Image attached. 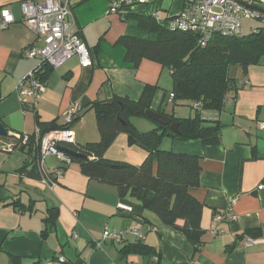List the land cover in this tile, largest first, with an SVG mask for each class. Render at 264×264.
Instances as JSON below:
<instances>
[{
	"label": "crops",
	"instance_id": "crops-1",
	"mask_svg": "<svg viewBox=\"0 0 264 264\" xmlns=\"http://www.w3.org/2000/svg\"><path fill=\"white\" fill-rule=\"evenodd\" d=\"M22 1L0 0L16 19L0 33V123L9 133L34 135L39 123L60 128L67 111L78 106L70 125L76 143L98 142L101 136L92 105L114 97L137 101L151 86L157 87L151 109L169 114L168 105H174L168 96L173 89L171 72L148 60L138 67L126 62V50L118 40L148 38H141L145 36L126 16L109 13L110 0H82L73 6L72 32L90 50L92 65L83 67L75 56L52 69L44 81L46 91L25 109L16 88L41 61L23 53L42 46L43 40L24 23ZM179 3L172 15L181 11L183 1ZM135 10L145 13L143 7L126 12L143 15ZM258 27L253 20L243 19L245 35ZM232 75L238 92L228 95L222 112L211 115L222 125L218 144L166 137L160 145L162 150L201 157L200 185L190 190L203 205L199 247L182 231L162 224L136 199L121 197L115 186L83 175L76 162L53 190L23 175L20 170L33 158L29 148L20 144L21 149H0V264H264V132L258 126L264 121V59L249 66L246 74L235 67ZM147 156L142 147L129 144L127 134L120 133L104 157L140 166ZM58 167L56 157H47L49 172ZM120 204L132 211L119 210ZM55 208L57 224L43 237L48 210ZM217 214H234L237 219L215 222ZM214 229L219 233L214 234ZM122 231L128 232L122 243L105 239L106 233ZM246 237L258 242L247 245ZM138 243L156 254L121 253Z\"/></svg>",
	"mask_w": 264,
	"mask_h": 264
},
{
	"label": "trees",
	"instance_id": "trees-1",
	"mask_svg": "<svg viewBox=\"0 0 264 264\" xmlns=\"http://www.w3.org/2000/svg\"><path fill=\"white\" fill-rule=\"evenodd\" d=\"M129 15L131 14L126 17ZM135 16L139 19L140 26L157 32L158 36L155 39L121 37L118 44L126 50V62L138 67L142 61L148 60L169 70L173 89L168 96H174L171 100L175 106L187 104L192 110L191 114L188 117H176L163 109L157 110L170 117V124L164 126L155 122L156 129L141 132L132 119L147 117L145 113L151 109L157 87H147L137 101L114 97L108 101L95 102L92 109L97 116L100 141L65 144L67 151L64 152L72 163L79 164L83 175L115 186L121 197L136 199L162 224L182 231L195 247H199L203 235V205L190 194V190L200 185L201 157L162 150L160 145L166 137L179 141L199 140L204 145L218 144L222 125L211 118V115L222 112L228 95L238 92V81L231 69L239 67L246 74L249 66L257 65L264 59V28L260 25L261 27L243 37L215 36L203 48L195 35L160 30L152 15ZM35 71L45 81L52 68L41 64ZM173 123L179 124V133L171 130ZM47 126L50 125L39 123L41 136L53 130L68 128L64 125L60 128ZM120 133L128 135L130 145H139L148 153L143 164L134 166L113 162L104 157ZM29 136L27 145L21 148H29L33 160L20 172L40 180L39 146L35 142V136ZM2 142L14 143V150L20 146L11 135L0 136V149H4ZM48 215L43 237H47L49 230L55 228L58 209L48 210ZM121 253L124 256L156 254L153 249L141 243L124 247Z\"/></svg>",
	"mask_w": 264,
	"mask_h": 264
},
{
	"label": "built area",
	"instance_id": "built-area-1",
	"mask_svg": "<svg viewBox=\"0 0 264 264\" xmlns=\"http://www.w3.org/2000/svg\"><path fill=\"white\" fill-rule=\"evenodd\" d=\"M82 0H23L21 10L24 23L38 37L43 40L42 46H32L24 51V57L39 59L41 64L52 69L62 66L65 62L78 56L83 67L92 65L91 52L86 44L77 34L72 32L73 6ZM161 0H110L109 13L126 16L127 10L134 6H149ZM183 7L176 15L167 16L170 31H180L198 37L201 47L207 45L215 36L221 37H243V19L249 18L264 28V15L250 8L256 6L264 9V0H182ZM218 9V11H216ZM157 10V9H156ZM152 17L161 20L159 10L152 11ZM15 16L8 8L0 5V33L10 28L15 23ZM260 26V27H261ZM257 29V28H256ZM254 29V30H256ZM46 91L44 80L34 70L19 82L16 92L23 107H32ZM174 96L171 95L170 98ZM80 108L72 106L66 113L64 126L68 128L53 130L41 136L37 128L34 134L35 142L39 146L38 169L41 175L40 181L50 190L55 189L64 178L72 160L66 152L60 149L65 144L75 143L73 131L70 125L73 123ZM259 129L264 132V121L258 122ZM17 142L27 145L30 136L27 134L9 133ZM15 144L4 143L2 146L6 151H13ZM54 156L59 162V167L54 172L46 168V159ZM233 203V202H232ZM121 211L131 212L132 208L120 204ZM234 214H217L215 222L234 221ZM139 235L136 230L130 231ZM127 231L119 233H106L105 239L122 243ZM218 234L217 229L213 230ZM257 240L246 237V244H254ZM101 245L98 244V247ZM62 261L64 259L61 258Z\"/></svg>",
	"mask_w": 264,
	"mask_h": 264
},
{
	"label": "rangeland",
	"instance_id": "rangeland-1",
	"mask_svg": "<svg viewBox=\"0 0 264 264\" xmlns=\"http://www.w3.org/2000/svg\"><path fill=\"white\" fill-rule=\"evenodd\" d=\"M180 3L179 0H161L160 2L158 1L155 4H151L149 6H134L131 7V9H135L138 7H143L145 10V13L141 12V11H137L135 10V13H139V14H143V15H151L152 11H157L159 10L161 13V20H156V23L160 26V30H167L169 28V21L167 20V16H171L173 14V11H176V9H178ZM145 8H148L147 10ZM157 9V10H156ZM173 9V11H172ZM216 11H218V9H216ZM128 21L132 22L134 25H137L139 31L145 36V37H141V38H149V39H155L158 36L157 32H153L149 29H146L142 26H140L139 23V19L135 16V14H131L128 16ZM232 70V69H231ZM175 106V105H174ZM173 105L169 104L167 110H169V114H175V115H179V116H185L188 117L192 110L191 108L187 105V104H182V105H177L175 106V108H179L180 111L175 110L174 113V109H173ZM133 124L136 126V128H138L139 131H146V130H150L153 127H156V124L154 121L150 120L147 117H143L142 119H137V118H133L132 119ZM147 127H149V129H146Z\"/></svg>",
	"mask_w": 264,
	"mask_h": 264
},
{
	"label": "water",
	"instance_id": "water-1",
	"mask_svg": "<svg viewBox=\"0 0 264 264\" xmlns=\"http://www.w3.org/2000/svg\"><path fill=\"white\" fill-rule=\"evenodd\" d=\"M250 8L257 11V12H260L261 14L264 15V9L263 8H259L256 6H250ZM145 114L150 120H152L158 124H161L164 126H167L170 124V117L165 115V114L158 112L157 110L149 109L146 111ZM170 128L175 133H179V124L178 123H173L170 126ZM8 135H9L8 129L0 123V136H8ZM60 149L63 151H67V149L63 146H60Z\"/></svg>",
	"mask_w": 264,
	"mask_h": 264
}]
</instances>
